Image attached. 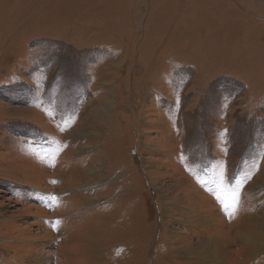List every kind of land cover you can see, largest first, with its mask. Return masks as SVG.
I'll use <instances>...</instances> for the list:
<instances>
[{
    "label": "rangeland",
    "instance_id": "1",
    "mask_svg": "<svg viewBox=\"0 0 264 264\" xmlns=\"http://www.w3.org/2000/svg\"><path fill=\"white\" fill-rule=\"evenodd\" d=\"M0 264H264V0H0Z\"/></svg>",
    "mask_w": 264,
    "mask_h": 264
},
{
    "label": "bare ground",
    "instance_id": "2",
    "mask_svg": "<svg viewBox=\"0 0 264 264\" xmlns=\"http://www.w3.org/2000/svg\"><path fill=\"white\" fill-rule=\"evenodd\" d=\"M184 190H187V188L183 189V191H184ZM196 205H197V204H196ZM189 210H190V209H189ZM196 210H197V209H196ZM197 213H198V212H197ZM206 247H208V246H205L204 250H207ZM208 248H209V247H208ZM210 250H211V249H210ZM203 252H204V251H203ZM212 253L218 255V253H217L216 250H215V251H212ZM208 260H209V259H208Z\"/></svg>",
    "mask_w": 264,
    "mask_h": 264
},
{
    "label": "snow or ice",
    "instance_id": "3",
    "mask_svg": "<svg viewBox=\"0 0 264 264\" xmlns=\"http://www.w3.org/2000/svg\"><path fill=\"white\" fill-rule=\"evenodd\" d=\"M225 207H232V205H226Z\"/></svg>",
    "mask_w": 264,
    "mask_h": 264
}]
</instances>
